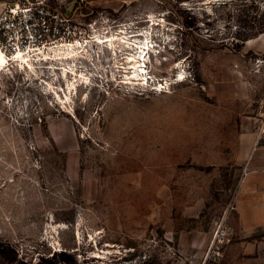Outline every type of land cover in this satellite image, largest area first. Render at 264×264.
I'll return each mask as SVG.
<instances>
[{"label":"rangeland","instance_id":"1","mask_svg":"<svg viewBox=\"0 0 264 264\" xmlns=\"http://www.w3.org/2000/svg\"><path fill=\"white\" fill-rule=\"evenodd\" d=\"M262 12L264 0H84L73 35L93 60L75 62L93 85L70 109L50 90H67L53 63L0 72V264H202L221 219L233 226L244 124L264 142ZM107 34L154 46L148 85L112 81L95 42ZM123 49L127 66L137 50Z\"/></svg>","mask_w":264,"mask_h":264},{"label":"built area","instance_id":"2","mask_svg":"<svg viewBox=\"0 0 264 264\" xmlns=\"http://www.w3.org/2000/svg\"><path fill=\"white\" fill-rule=\"evenodd\" d=\"M61 2L9 0L0 9V54L5 57L9 70L28 68V61L43 69L47 67L46 61L51 60L46 54H52L59 46L71 48L80 42L73 35L76 25L73 17L84 0ZM235 237L236 230L225 215L216 227L202 264L224 258Z\"/></svg>","mask_w":264,"mask_h":264},{"label":"bare ground","instance_id":"3","mask_svg":"<svg viewBox=\"0 0 264 264\" xmlns=\"http://www.w3.org/2000/svg\"><path fill=\"white\" fill-rule=\"evenodd\" d=\"M115 34L112 35L107 34L105 36L98 35L96 36L95 39L96 45H99L101 47L98 57L99 58H102V56L104 57L106 51L109 53V56L112 57L111 61L113 62L114 65L112 72V79H113L112 81L122 84L145 83L146 85H148L151 81V78H153L151 76L149 62L151 59L152 49L154 48V46H151L149 43H144L145 41L131 43L129 41L130 39L125 40L124 39L125 37H119L118 35ZM88 43L89 42L86 43L79 42L71 48L62 45L56 49H53L52 54L51 53L46 54L51 59L50 61H46V63L48 64L53 63V65L50 66L53 75L57 76L59 74L64 79L67 86V90L65 91L63 87L56 89L52 84L48 83L51 87L50 90H53V93L56 96V100H58L60 103L62 104L68 103L69 109L72 108V102L74 100L73 94L77 93L78 87L80 86L90 87L91 85H93L92 84L93 74L91 75L90 73H87L86 70L84 69L80 70V67L77 65L78 62L77 63L75 62L78 58L93 60V53L87 51L86 49ZM123 47L137 50L136 53H133L132 55L127 56L125 58V60L127 61L126 62L127 66H125V63H121V60H124V58L121 59V57H123V51H124ZM27 64H28V68L25 66V68L22 70L30 72L33 75H39V73H42L43 70L46 68L43 67V69H38L29 61L27 62ZM9 69L5 57L2 54H0V72L6 70L10 71ZM123 70H125L126 73L125 79H128L126 81L119 80L118 75L122 73ZM61 92H63L64 95L61 94Z\"/></svg>","mask_w":264,"mask_h":264},{"label":"crops","instance_id":"4","mask_svg":"<svg viewBox=\"0 0 264 264\" xmlns=\"http://www.w3.org/2000/svg\"><path fill=\"white\" fill-rule=\"evenodd\" d=\"M7 1L0 0V9ZM244 127L243 143L250 158L232 217L237 236L219 264H264V142L260 143L257 122Z\"/></svg>","mask_w":264,"mask_h":264},{"label":"trees","instance_id":"5","mask_svg":"<svg viewBox=\"0 0 264 264\" xmlns=\"http://www.w3.org/2000/svg\"><path fill=\"white\" fill-rule=\"evenodd\" d=\"M264 12H262V16L261 17H264ZM255 30V33L254 34H263L264 33V19L263 21L254 29ZM250 38L249 36L246 34V35H241L240 37V40L241 41H248Z\"/></svg>","mask_w":264,"mask_h":264}]
</instances>
